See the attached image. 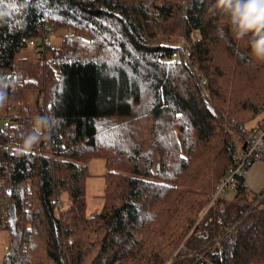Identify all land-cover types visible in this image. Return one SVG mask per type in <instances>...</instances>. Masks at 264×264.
<instances>
[{"label": "trees", "instance_id": "obj_1", "mask_svg": "<svg viewBox=\"0 0 264 264\" xmlns=\"http://www.w3.org/2000/svg\"><path fill=\"white\" fill-rule=\"evenodd\" d=\"M216 4L0 0V115L16 116L0 129V195L15 208L5 227L0 213L11 231L0 264H264V186L251 207L240 176L231 201L209 204L244 144L238 125L264 110V63ZM61 28L58 46L17 58ZM27 88L49 121L31 150ZM95 158L103 202L87 215ZM63 193L64 216L51 203Z\"/></svg>", "mask_w": 264, "mask_h": 264}, {"label": "rangeland", "instance_id": "obj_2", "mask_svg": "<svg viewBox=\"0 0 264 264\" xmlns=\"http://www.w3.org/2000/svg\"><path fill=\"white\" fill-rule=\"evenodd\" d=\"M68 32H69L68 29L61 28V29L54 30V31L49 30L48 32L42 34L40 39L34 37L36 39V44L40 43V45H38V48L35 45L30 46L28 44L27 46L22 48V50H21V52L17 58L23 57V56L26 58H34L35 56H38V54L36 52H39V51L41 52L43 50L44 47L42 45V39L45 36L47 37V40L52 45L58 46L63 35L67 34ZM38 39L41 41H38ZM32 73H33L34 77L41 78L40 76L41 75L44 76L46 74V71L37 68V69L33 70ZM41 94L42 93L37 95L36 91L32 90L30 88H27V90L25 91L26 103L28 104V106L31 109V118L34 119V123L36 126H37L38 118L41 115L34 111V105H35V101H36L37 96L39 99L42 98ZM0 114H2V113H0ZM8 115H10L12 117H16L15 115H12V114H8ZM29 115H30V113H29ZM262 116H264V110L262 112H260L255 118L258 119V118H261ZM255 118L252 119L251 121L245 123L244 125H247V126L248 125H254V124H252V122H254ZM229 132H230L231 139L234 142H236L239 139V134H240L238 132V129H237V132L229 129ZM49 149H50V147H49ZM49 153H50V151H49ZM88 166H89L90 176L86 180V190H85V192H86L85 193V195H86V214L87 215L90 213H93L94 211L99 210L102 206L103 201H102L101 195H102V189L104 186V179H103L102 174L106 170L104 160L101 158L92 159L91 161H89ZM3 185H1V186H3ZM0 190L2 191L3 187H0ZM248 191H249V195L246 196L245 202H249L250 206L252 207L258 203L259 199L252 200V196L256 195V193L258 191L257 192L255 190H248ZM211 195H212V193H211ZM220 197L226 201H231L234 197L233 190L225 191L224 193H222L220 195ZM58 199H59V204L57 205V209H58L57 213L59 215L62 213L64 216V212L69 205L68 201H67V197L63 193L61 195V197H58ZM214 200H212V201H214ZM212 201H211V196H210L209 204ZM10 204H11V201L9 199L5 198V196L0 195V213L2 214V219H1V226L2 227L3 226L5 227L6 220L9 218L7 215V210L9 208ZM209 204H207L206 208L208 207ZM197 220H199V217L197 218ZM10 239H11L10 229L1 228L0 229V263H1V260H2L4 253L6 252L7 246L10 243Z\"/></svg>", "mask_w": 264, "mask_h": 264}, {"label": "clouds", "instance_id": "obj_3", "mask_svg": "<svg viewBox=\"0 0 264 264\" xmlns=\"http://www.w3.org/2000/svg\"><path fill=\"white\" fill-rule=\"evenodd\" d=\"M216 8L228 18L236 39L249 38V55L253 61L264 63V0H217ZM5 86L0 83V107L7 100ZM47 120L39 117L37 127L23 138L24 150H31L40 140V129Z\"/></svg>", "mask_w": 264, "mask_h": 264}, {"label": "built area", "instance_id": "obj_4", "mask_svg": "<svg viewBox=\"0 0 264 264\" xmlns=\"http://www.w3.org/2000/svg\"><path fill=\"white\" fill-rule=\"evenodd\" d=\"M195 35V33H194ZM47 41V37L45 36L42 39V44ZM30 46H36V39L31 38L28 41ZM205 82V79H202V83ZM47 120V126L49 125V121ZM15 127L14 118L8 114L0 115V129L5 128L7 130L13 129ZM238 129L244 137V144L239 145L237 148V159L227 168L225 173L219 179V181L214 186L211 201L215 198L219 197L222 193L227 190H234L235 184L237 182V177H240L247 172L250 166L256 161H264V118L260 120L258 124L254 125H243L239 124ZM49 137L47 138V144L49 143ZM49 145V144H48ZM49 147V146H48ZM4 183H2L3 185ZM3 187V186H2ZM1 192V190H0ZM51 203L57 206L59 204V199L54 197L51 199ZM5 213V212H4ZM210 252L214 251L213 249H208ZM204 254H200L198 259H202Z\"/></svg>", "mask_w": 264, "mask_h": 264}, {"label": "crops", "instance_id": "obj_5", "mask_svg": "<svg viewBox=\"0 0 264 264\" xmlns=\"http://www.w3.org/2000/svg\"><path fill=\"white\" fill-rule=\"evenodd\" d=\"M261 118H255L252 124H255L257 120H262ZM250 126V125H248ZM243 183L247 190L260 191L264 186V161L254 162L247 172L243 175Z\"/></svg>", "mask_w": 264, "mask_h": 264}, {"label": "water", "instance_id": "obj_6", "mask_svg": "<svg viewBox=\"0 0 264 264\" xmlns=\"http://www.w3.org/2000/svg\"><path fill=\"white\" fill-rule=\"evenodd\" d=\"M158 167V165H157ZM7 215L9 217V219H14L15 218V208H14V204H10L9 208L7 210Z\"/></svg>", "mask_w": 264, "mask_h": 264}]
</instances>
